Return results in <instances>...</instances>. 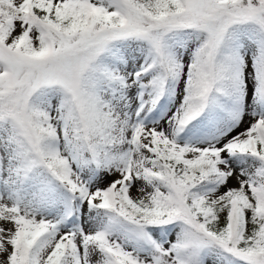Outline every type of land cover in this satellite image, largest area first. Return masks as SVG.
Here are the masks:
<instances>
[{
    "label": "snow or ice",
    "instance_id": "obj_1",
    "mask_svg": "<svg viewBox=\"0 0 264 264\" xmlns=\"http://www.w3.org/2000/svg\"><path fill=\"white\" fill-rule=\"evenodd\" d=\"M0 264H264V0H0Z\"/></svg>",
    "mask_w": 264,
    "mask_h": 264
}]
</instances>
